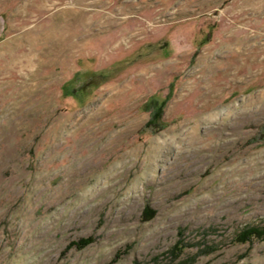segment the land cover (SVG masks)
Segmentation results:
<instances>
[{
	"label": "rangeland",
	"instance_id": "rangeland-1",
	"mask_svg": "<svg viewBox=\"0 0 264 264\" xmlns=\"http://www.w3.org/2000/svg\"><path fill=\"white\" fill-rule=\"evenodd\" d=\"M264 0H0V264H264Z\"/></svg>",
	"mask_w": 264,
	"mask_h": 264
},
{
	"label": "trees",
	"instance_id": "trees-1",
	"mask_svg": "<svg viewBox=\"0 0 264 264\" xmlns=\"http://www.w3.org/2000/svg\"><path fill=\"white\" fill-rule=\"evenodd\" d=\"M264 233V229L260 228L259 226H250L247 229H245L242 233H240L239 238H250L252 235L260 236Z\"/></svg>",
	"mask_w": 264,
	"mask_h": 264
}]
</instances>
